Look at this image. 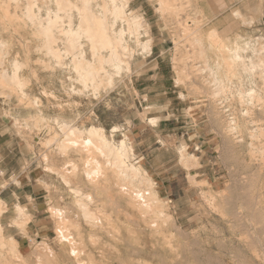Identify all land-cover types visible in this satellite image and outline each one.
<instances>
[{"label": "rangeland", "instance_id": "374dc122", "mask_svg": "<svg viewBox=\"0 0 264 264\" xmlns=\"http://www.w3.org/2000/svg\"><path fill=\"white\" fill-rule=\"evenodd\" d=\"M0 114V264H264V0H0Z\"/></svg>", "mask_w": 264, "mask_h": 264}, {"label": "crops", "instance_id": "0c3cea01", "mask_svg": "<svg viewBox=\"0 0 264 264\" xmlns=\"http://www.w3.org/2000/svg\"><path fill=\"white\" fill-rule=\"evenodd\" d=\"M1 119V114H0ZM17 136V133L13 130H9L5 127L4 123L0 120V196L7 192L6 186L9 185V181L11 178L16 177V179L23 181L24 179L28 178V175H25L23 173V162H24V156L22 153V148L15 147L13 148V145H18L17 141H13L12 138H15ZM8 139H11L8 144H6V141ZM10 190H8L7 193ZM19 191L12 192L13 194H17ZM6 193V194H7ZM22 192L18 193V196H15L14 200L21 201L32 199V193L30 195L24 194L21 195ZM28 197V198H27ZM1 198L4 201H7V198L5 196H1ZM9 210L10 205L7 204ZM19 248H22V244H17ZM21 245V246H20Z\"/></svg>", "mask_w": 264, "mask_h": 264}, {"label": "bare ground", "instance_id": "6f19581e", "mask_svg": "<svg viewBox=\"0 0 264 264\" xmlns=\"http://www.w3.org/2000/svg\"><path fill=\"white\" fill-rule=\"evenodd\" d=\"M142 23V22H141ZM144 23V22H143ZM137 25V24H136ZM149 30V29H148ZM184 30V29H183ZM216 33V32H215ZM213 34V36L215 35L214 33H212ZM191 35V34H190ZM211 36V35H210ZM215 37V36H214ZM217 38V37H216ZM101 39H103V38H101ZM100 42V41H99ZM151 42V41H150ZM191 44V43H190ZM145 47V46H144ZM144 47H142V48H144ZM146 48V47H145ZM144 48V49H145ZM151 49V48H150ZM236 57H237V55H236ZM102 59V58H101ZM236 60V59H235ZM232 63V62H231ZM180 70H181V68H180ZM92 72V71H91ZM187 72V71H186ZM185 72H183V71H181L180 72V74H184ZM91 75V74H90ZM259 77H261V76H259ZM263 79V78H262ZM244 85V84H243ZM240 87V86H239ZM240 89V88H239ZM249 94H250V92H248ZM258 93V92H257ZM248 94V95H249ZM252 94H254V92L252 93ZM257 95H259V94H257ZM251 109V108H250ZM250 109H248V111L250 110ZM251 111H252V109H251ZM246 114H248V121H250V123L251 124H255V120H254V118L251 116V114L249 115V113L247 112ZM244 116V115H243ZM246 116V115H245ZM256 117V116H255ZM257 117H258V115H257ZM246 117H244V119H245ZM259 118V117H258ZM258 118H256L257 120H259L260 121V119H258ZM234 121V120H233ZM242 121V120H241ZM257 122V121H256ZM261 122V121H260ZM246 122H244V124H245ZM239 124V123H238ZM249 124V123H248ZM258 123H256V125H257ZM237 125V124H236ZM255 125V126H256ZM246 126V125H245ZM249 126V125H248ZM251 126V125H250ZM240 127V124H239V126H238V128ZM241 127H243V126H241ZM240 127V128H241ZM230 128V132H232V131H234V130H236L235 129V127H232V125H231V127H229ZM228 128V129H229ZM249 128V127H248ZM247 127L245 128V129H248ZM253 129H254V127H253ZM257 129V128H256ZM243 130H244V127H243ZM250 130H252V129H250ZM87 132H88V134H87V136H88V138H94V137H98L99 138V136L102 138V142H104V136H103V131H102V129H100V128H96V127H90V128H88L87 130H86ZM240 131V130H239ZM244 131H246V130H244ZM259 131V130H258ZM243 132V131H242ZM241 132V133H242ZM255 132V131H254ZM262 132V131H261ZM66 133V132H65ZM68 133V132H67ZM233 133V132H232ZM240 133V132H239ZM240 133V134H241ZM244 133H246V132H243V134ZM248 133V132H247ZM83 133H82V131H80V130H77V129H71L70 131H69V137H81V135H82ZM242 135V134H241ZM246 135V134H245ZM252 136H253V132H252ZM249 137V136H248ZM251 137V136H250ZM65 138H66V136H65ZM252 138V137H251ZM250 138V140H253L254 141V138H252L251 139ZM238 139V138H237ZM72 140V139H71ZM233 141H235V140H233ZM238 142H240V141H238ZM87 143H89V142H87ZM236 144V143H235ZM106 145V144H105ZM251 145V144H250ZM120 146L122 147V145L120 144ZM111 149V148H110ZM113 151V150H112ZM252 151V150H251ZM110 153H111V151H110ZM115 153V152H114ZM126 153V152H125ZM119 154V153H118ZM119 156V155H118ZM187 156V155H186ZM185 157V156H184ZM96 158V157H95ZM120 158V157H119ZM123 158V157H122ZM126 158V157H125ZM183 158V157H182ZM188 158V157H187ZM51 159V158H50ZM185 158H183V160H184ZM98 160V159H97ZM115 160H116V157H115ZM126 161V160H125ZM85 162V161H84ZM98 162H100V161H98ZM120 162V161H119ZM88 163V162H87ZM117 163V162H116ZM122 163V162H121ZM90 164V163H89ZM98 164V163H97ZM110 164V163H109ZM112 164V163H111ZM110 164V165H111ZM92 165H94V164H92ZM96 165V164H95ZM75 166V165H74ZM90 166V165H89ZM103 166H104V164H103ZM122 166V165H121ZM121 166H118V167H121ZM87 167V166H86ZM110 167V166H109ZM75 168H76V166H75ZM95 168V167H94ZM111 168V167H110ZM116 168V167H115ZM121 168H123V167H121ZM120 168V169H121ZM73 169H74V167L72 168V171H73ZM109 168H107V170H108ZM125 169V168H124ZM106 170V169H105ZM130 171L131 170H135V169H133V168H131V169H129ZM116 171V170H115ZM129 171V172H130ZM135 171H137L138 172V170H135ZM135 171H134V173H135ZM233 171H235V170H233ZM125 172V171H124ZM127 172V171H126ZM232 172V171H231ZM231 172H229L230 174H231ZM87 173V172H86ZM75 174V173H74ZM98 174V173H97ZM101 174H103V173H101ZM131 174H132V171H131ZM130 174V175H131ZM137 174V173H136ZM229 174V175H230ZM87 175H88V173H87ZM118 175V174H117ZM128 175V174H127ZM127 175H126V177H127ZM101 176V175H100ZM99 176V177H100ZM116 176V174H114V177ZM120 176H122V174H120ZM129 176V175H128ZM134 176V175H133ZM262 176H263V174H262ZM137 177V176H136ZM101 178V177H100ZM118 178V177H117ZM117 178H116V180H117ZM119 179V178H118ZM128 179H129V177H128ZM140 179V178H139ZM236 179V178H235ZM121 180V179H120ZM143 180V179H142ZM119 181V180H118ZM117 181V182H118ZM69 182V181H68ZM92 182V181H91ZM115 182V181H114ZM124 182V181H123ZM146 182V181H145ZM100 184V183H99ZM130 184V183H129ZM133 184V183H132ZM140 184V183H139ZM146 184V183H145ZM233 184V183H232ZM232 184H230V185H232ZM264 184V183H263ZM263 184H262V186H263ZM135 185V184H134ZM229 185V186H230ZM125 186H126V184H125ZM262 186H260L261 188H262ZM118 188V187H117ZM127 188V187H126ZM135 187L133 186V189H134ZM130 189V188H129ZM139 189H140V187H139ZM138 189V190H139ZM72 190H75V189H72ZM136 190V189H135ZM137 190V191H138ZM130 191V190H129ZM132 191V190H131ZM74 192H76V193H78V190H75ZM133 192V191H132ZM104 193H106V191L104 192ZM134 193H135V191H134ZM141 192H139V194H140ZM146 193V192H145ZM262 193V192H261ZM83 195H85V194H83ZM110 195V194H109ZM134 195V194H133ZM218 195V194H217ZM86 196V195H85ZM85 196H83V197H85ZM261 196H262V194H261ZM263 196H264V194H263ZM87 197V196H86ZM85 197V198H86ZM147 197V196H146ZM146 197H145V199H146ZM156 198V197H155ZM263 198V197H262ZM83 199V198H82ZM142 199V198H141ZM144 199V198H143ZM212 199V198H211ZM147 200V199H146ZM151 200V199H150ZM156 200V199H155ZM257 200V199H256ZM262 200H264V199H262ZM215 201V200H214ZM239 201V200H238ZM127 202V201H126ZM147 202H149V199H148V201ZM151 202V201H150ZM153 202V201H152ZM155 202H157V201H155ZM130 203V202H129ZM132 203V202H131ZM139 205H140V203L139 202H137ZM159 203V202H158ZM79 204V203H78ZM81 204V203H80ZM83 204V203H82ZM142 204V203H141ZM152 204V203H151ZM239 204V203H238ZM261 204V203H260ZM130 205V204H129ZM138 205V206H139ZM154 205H156L155 203H154ZM152 206V205H151ZM158 206H160V205H158ZM82 207V206H81ZM84 207V206H83ZM137 207V206H136ZM241 207V206H240ZM239 207V208H240ZM86 208V207H85ZM105 208V207H104ZM151 208V207H150ZM154 208V207H153ZM160 208H162V207H160ZM236 208H237V206H236ZM96 210H98L97 208H95ZM102 209V208H101ZM141 209V208H140ZM241 209V208H240ZM239 209V210H240ZM138 210V209H137ZM261 210V209H260ZM4 211H5V205L3 204V202L0 200V216H1V214L2 213H4ZM84 211H85V209H84ZM87 211V210H86ZM263 211V210H262ZM88 212V211H87ZM100 212H101V210H100ZM89 213V212H88ZM98 214V213H97ZM21 215V214H20ZM158 215H160V214H158ZM162 215V214H161ZM241 215V214H240ZM243 215V214H242ZM129 216V215H128ZM241 217V216H240ZM243 217V216H242ZM245 218V217H244ZM246 219H247V217H246ZM91 220V219H90ZM90 222V221H89ZM92 222H95V221H92ZM154 222V221H153ZM249 222V221H248ZM247 222V223H248ZM68 223V222H67ZM72 224V223H71ZM70 224V225H71ZM136 224V223H135ZM234 224V223H233ZM238 224V223H237ZM74 226H75V224H73ZM230 225V224H229ZM76 227H78V225L76 226ZM158 227V226H157ZM230 227H232L231 225H230ZM249 228V227H248ZM248 228H247V230H248ZM250 228H252V227H250ZM232 229V228H231ZM0 230H1V228H0ZM233 231V230H232ZM251 231V230H250ZM255 231V230H254ZM238 232V231H237ZM249 233V232H248ZM156 234V233H155ZM237 234V233H236ZM246 234V233H245ZM250 234V233H249ZM81 235V234H80ZM96 235V234H95ZM248 235V234H247ZM97 236V235H96ZM160 236V235H159ZM162 236V235H161ZM250 236V235H249ZM251 236H252V233H251ZM250 236V237H251ZM257 236V235H256ZM98 237V236H97ZM164 237H166V236H164ZM236 239V238H235ZM2 240V239H1ZM91 240V239H90ZM259 240V239H258ZM262 240V239H261ZM256 241V240H255ZM6 243V242H5ZM253 244V243H252ZM2 246V245H1ZM12 249V248H11ZM8 250V249H7ZM14 250V249H13ZM83 250V249H82ZM8 251H10V250H8ZM261 251V250H260ZM13 252V251H12ZM14 252H16V250H14ZM43 252V251H42ZM43 254V253H42ZM260 254V253H259ZM264 255V254H263ZM255 257H258V256H256L255 255ZM260 258V257H259ZM261 259V258H260ZM263 259V258H262ZM260 261H262V260H260ZM23 262V261H22ZM153 264V263H152Z\"/></svg>", "mask_w": 264, "mask_h": 264}]
</instances>
